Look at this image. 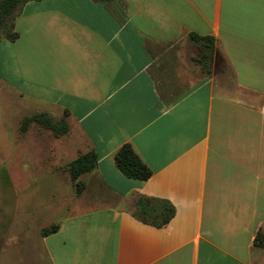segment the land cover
I'll use <instances>...</instances> for the list:
<instances>
[{"label":"crops","instance_id":"1","mask_svg":"<svg viewBox=\"0 0 264 264\" xmlns=\"http://www.w3.org/2000/svg\"><path fill=\"white\" fill-rule=\"evenodd\" d=\"M17 12L0 85L29 115L67 112L76 156L97 155L82 222L43 237L49 264H264V0H32ZM190 34L214 39L213 62ZM124 145L147 180L116 167ZM140 197L169 202L171 220L140 221Z\"/></svg>","mask_w":264,"mask_h":264},{"label":"rangeland","instance_id":"2","mask_svg":"<svg viewBox=\"0 0 264 264\" xmlns=\"http://www.w3.org/2000/svg\"><path fill=\"white\" fill-rule=\"evenodd\" d=\"M30 113L0 85V264H49L42 230L82 222L79 201L92 194L83 180L77 196L65 170L76 156L77 135L55 138L36 124L22 133L20 123Z\"/></svg>","mask_w":264,"mask_h":264},{"label":"trees","instance_id":"3","mask_svg":"<svg viewBox=\"0 0 264 264\" xmlns=\"http://www.w3.org/2000/svg\"><path fill=\"white\" fill-rule=\"evenodd\" d=\"M32 0H0V41L6 39L15 41L18 38V33L14 29V20L17 16V11L20 6ZM189 38L197 45H200L208 53V58L211 62L214 60L216 48L214 39L208 36H199L190 34ZM67 112L58 120H53L46 113H33L25 116L19 130L24 133L32 124H36L45 130L50 131L54 137L58 138L68 132L66 123ZM115 165L119 171L128 178L145 181L151 176V171L141 162L138 156L134 153L129 145L121 147L114 157ZM97 155L93 150L86 153H79L66 166V172L69 179L75 187V194L79 196L84 188V183L80 179L81 176L90 173L96 167ZM137 207L134 215L142 222L162 227L166 225L174 215L173 206L166 201L148 199L140 197L137 200ZM59 229V225L53 224L42 230V236L46 237L55 233ZM254 245L264 247V235L259 232L254 241Z\"/></svg>","mask_w":264,"mask_h":264}]
</instances>
